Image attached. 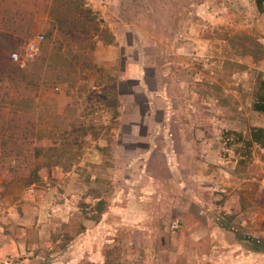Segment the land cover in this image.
Here are the masks:
<instances>
[{
  "label": "rangeland",
  "instance_id": "obj_1",
  "mask_svg": "<svg viewBox=\"0 0 264 264\" xmlns=\"http://www.w3.org/2000/svg\"><path fill=\"white\" fill-rule=\"evenodd\" d=\"M91 2L84 0L90 11L85 29L55 26L48 39L51 19L40 17L12 52L21 55L30 39L43 36L37 59L18 66H38L39 80L26 91L17 84L10 93L0 90V108L25 111L37 143L60 139L64 129L87 133L79 134L81 148L61 161L43 152L36 182L4 180L9 194H41L65 179V189H55L66 191L72 206L59 234H52L56 225L37 227L47 233L43 241L25 219L19 223L26 211L20 204L11 224L0 222V248L9 250L11 241L2 240L10 237L17 250L0 264H51L50 255L64 251L65 264H264V252L250 246L252 239L264 242V151L254 146L238 165L237 145L228 136L264 127V115L251 109L264 79V57H253L254 48L264 50L258 11L264 0ZM112 22L124 27L114 29L117 35ZM123 52L147 64L150 88L172 85L177 160L167 168L171 178L159 170L157 178L144 173V147L128 126L139 120L134 105L145 109L138 85L118 88L130 97L112 91L101 99L115 84L111 59Z\"/></svg>",
  "mask_w": 264,
  "mask_h": 264
},
{
  "label": "trees",
  "instance_id": "obj_2",
  "mask_svg": "<svg viewBox=\"0 0 264 264\" xmlns=\"http://www.w3.org/2000/svg\"><path fill=\"white\" fill-rule=\"evenodd\" d=\"M89 13V9L84 7V0H0V90L10 93L17 84L26 91L33 81L39 80L38 66H34L33 70L30 67L20 70L10 58L22 39L27 38L33 31L37 18L51 19L47 24L49 39L55 26L60 32H64L63 29H85L87 23L84 18L87 19ZM242 50L245 52L243 48ZM44 57L40 61H43ZM253 57L262 59L264 50L258 51L254 48ZM112 91V88L105 89L101 99L106 102L107 95ZM251 109L264 115V79H259L256 84ZM5 122L8 123L7 126L4 125ZM36 133L37 129L32 125V118L25 111H4L0 108V177L3 180L24 181L27 185L36 182L39 178L37 160L43 158V152L49 154V157L50 154L59 156L61 161L65 153L69 154L71 148L76 146L81 148L79 134L85 136L87 129H64L57 132V137L60 139L45 143L33 141L32 138L36 137ZM228 136L237 145L235 153L239 158L238 165L251 157L254 146L264 151V127H253L246 136L235 132L228 133ZM96 206L98 212H101L103 201H97ZM250 246L254 251L264 252V242L252 240Z\"/></svg>",
  "mask_w": 264,
  "mask_h": 264
},
{
  "label": "crops",
  "instance_id": "obj_3",
  "mask_svg": "<svg viewBox=\"0 0 264 264\" xmlns=\"http://www.w3.org/2000/svg\"><path fill=\"white\" fill-rule=\"evenodd\" d=\"M86 1L91 2L93 0ZM92 5L94 6L95 4L92 3ZM258 11H262L263 13V15L259 18H264V7L262 6L261 10ZM92 26H90L91 29L93 28ZM108 27L113 31L114 35L118 34V32L114 29H124V27L122 28L119 26L117 22L109 23ZM112 47L116 50L115 45ZM117 58L111 59V61L114 60L112 64L114 67V73L112 75L114 78L113 82L116 84H114L113 91H116V93L121 97L129 95L123 92V90L122 92L121 90L119 91L118 88L122 85L130 84V82L136 83L134 87L138 85V92L142 93L145 101L144 110H141L139 106L138 108L134 105L135 111L139 114V120L131 121L128 124L132 133L138 137L137 142L142 144L144 147L143 153L140 155L144 165V173L146 176L148 175L151 177V174H155L154 177L157 178L156 175L159 170L164 175L170 177V173L167 168L170 166L169 164H172L173 162L175 164V161L177 160V153L173 148L175 141L174 133L170 129V122L172 121V116L175 114V102L169 94L172 90V85L170 82L162 81L157 87L150 88L148 82L149 77L147 75V69L149 67L145 62H139L138 60L132 61L129 57L124 56V52ZM116 60L118 61L117 63ZM154 76H158V74ZM162 76H167L165 70L162 71ZM132 102L135 104L134 101ZM157 114L161 115V120H156L155 116ZM66 176L68 177L70 174ZM55 185L56 187L59 186L64 189L65 185L67 186L65 179L61 181V183ZM55 185L54 187H48L47 192H43L41 194L37 192L42 191L36 190V192H28L26 194H16L15 192L9 194L13 191V189H10L8 192L7 187H10L9 181H4L0 178V222L11 224L12 218L16 219L15 216L18 214V207L22 204V210L25 209L26 211L24 216L21 217L19 223H23V219H25V223L23 224H27L28 227H32V232H38V235L42 237L43 241H47L45 238L47 233L44 230L41 232L37 231L36 229H38L37 227L39 226H47V228H50L53 227V225H56L58 226V229L53 227L54 229L52 234H59V226H61L63 222L68 221L67 214L70 213L69 208L72 206V198L66 191L64 195L58 194L55 189ZM32 186H34V184ZM35 216H38L37 219H35ZM27 217H31L29 221L27 220ZM42 222H45V224L42 225ZM33 226L36 227L34 230ZM3 238L2 243L6 244L7 241H11V244H6L8 245L9 250L0 248V259L6 258L8 255L13 258V255L17 254L16 245L10 237ZM58 241L59 240L56 242ZM66 253L67 251L51 254V264H65Z\"/></svg>",
  "mask_w": 264,
  "mask_h": 264
},
{
  "label": "built area",
  "instance_id": "obj_4",
  "mask_svg": "<svg viewBox=\"0 0 264 264\" xmlns=\"http://www.w3.org/2000/svg\"><path fill=\"white\" fill-rule=\"evenodd\" d=\"M43 41V36L38 34L30 39L21 55L12 53L10 58L18 64L19 67H24L29 61H32L40 52V43Z\"/></svg>",
  "mask_w": 264,
  "mask_h": 264
}]
</instances>
